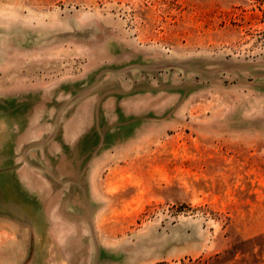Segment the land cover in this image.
Here are the masks:
<instances>
[{
	"label": "rangeland",
	"instance_id": "rangeland-1",
	"mask_svg": "<svg viewBox=\"0 0 264 264\" xmlns=\"http://www.w3.org/2000/svg\"><path fill=\"white\" fill-rule=\"evenodd\" d=\"M0 264H264V0H0Z\"/></svg>",
	"mask_w": 264,
	"mask_h": 264
},
{
	"label": "crops",
	"instance_id": "crops-1",
	"mask_svg": "<svg viewBox=\"0 0 264 264\" xmlns=\"http://www.w3.org/2000/svg\"><path fill=\"white\" fill-rule=\"evenodd\" d=\"M66 110H64L65 112ZM68 125L67 129H64V126L62 129H60V143H59V161H58V180L57 183H62L65 181V184H67L64 188L60 185H57V198L56 201H60L63 197L67 196L69 193V190L71 187L75 186V183L72 181L74 179L79 178V173L77 170H70L65 171L62 168V164L66 161V156L64 152L66 141L70 142L69 145V153L75 154L78 157L79 153V147L82 141V134H81V128L80 123L78 124ZM72 127V129H71ZM78 160V159H77ZM77 161L74 162L76 165ZM57 208V206H56Z\"/></svg>",
	"mask_w": 264,
	"mask_h": 264
}]
</instances>
